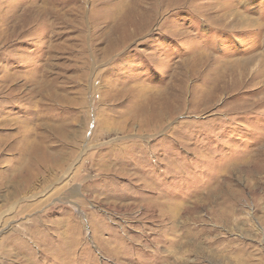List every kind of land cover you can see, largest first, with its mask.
<instances>
[{"label": "rangeland", "instance_id": "obj_1", "mask_svg": "<svg viewBox=\"0 0 264 264\" xmlns=\"http://www.w3.org/2000/svg\"><path fill=\"white\" fill-rule=\"evenodd\" d=\"M0 264H264V0H0Z\"/></svg>", "mask_w": 264, "mask_h": 264}]
</instances>
